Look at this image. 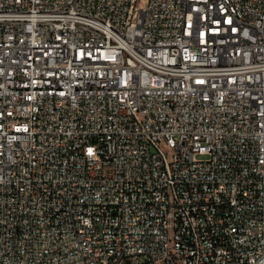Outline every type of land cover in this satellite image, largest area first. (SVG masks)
Returning <instances> with one entry per match:
<instances>
[{
	"label": "built area",
	"instance_id": "2783aa9c",
	"mask_svg": "<svg viewBox=\"0 0 264 264\" xmlns=\"http://www.w3.org/2000/svg\"><path fill=\"white\" fill-rule=\"evenodd\" d=\"M0 264H264V0H0Z\"/></svg>",
	"mask_w": 264,
	"mask_h": 264
},
{
	"label": "snow or ice",
	"instance_id": "6c2138e0",
	"mask_svg": "<svg viewBox=\"0 0 264 264\" xmlns=\"http://www.w3.org/2000/svg\"><path fill=\"white\" fill-rule=\"evenodd\" d=\"M92 150L91 149H89V152H91Z\"/></svg>",
	"mask_w": 264,
	"mask_h": 264
}]
</instances>
